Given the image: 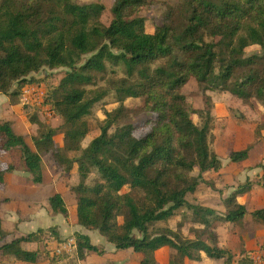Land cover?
<instances>
[{
    "label": "trees",
    "instance_id": "16d2710c",
    "mask_svg": "<svg viewBox=\"0 0 264 264\" xmlns=\"http://www.w3.org/2000/svg\"><path fill=\"white\" fill-rule=\"evenodd\" d=\"M150 5L148 0H112V18L104 25L100 18L105 6L99 2L0 0V94L15 104L14 97L31 74L42 69L67 70L49 102L50 112L62 121L63 145L54 141L55 128L33 116L29 120L38 132L30 145L9 122L0 123V153L18 150L23 172L34 184L42 183L43 156H50L65 176L76 165L77 181L70 191L76 200L77 224L97 231L116 250L139 255L140 264H157L155 254L164 247L173 250L180 263L184 259L198 262L204 253L216 260L228 256L225 264H231L229 253L215 246L216 213L186 199L203 182L202 174L217 172L221 162L209 148L211 108L200 113L201 126L194 124L195 111L182 90L195 80L205 84V90L228 92L244 102H264V50L245 56L251 46L264 48V0H181L178 7H168L153 33H147L139 14ZM107 64L121 68L123 76L106 80L104 89H86L96 85L94 79L107 71ZM109 92L119 106L106 114L100 134L83 146L89 132L87 117ZM131 98H144L143 109L153 117L142 137L135 136L134 125L124 123L128 112L123 103ZM248 152L249 148L232 151L229 160H246ZM14 170V164L0 169V184L4 174ZM93 173L97 178L88 186ZM251 186L246 182L236 194ZM126 187L129 191L122 193ZM234 197L227 199L230 209L224 218L232 223L246 214ZM48 205L53 213L67 216L60 194L50 197ZM180 210L190 211V221L202 226L194 239L156 226ZM252 215L264 218V210ZM42 233L39 229L4 243L0 219V256L36 263L42 246L26 251L21 244L40 242ZM206 235L212 246L202 240ZM75 239L78 259L89 252L102 253L87 236L76 233ZM260 250L264 254V244ZM249 263L248 254L235 262Z\"/></svg>",
    "mask_w": 264,
    "mask_h": 264
},
{
    "label": "crops",
    "instance_id": "0c3cea01",
    "mask_svg": "<svg viewBox=\"0 0 264 264\" xmlns=\"http://www.w3.org/2000/svg\"><path fill=\"white\" fill-rule=\"evenodd\" d=\"M214 104L218 100L213 99ZM226 110L223 112L221 109L212 108L211 117L212 124L215 127L217 118L221 116L224 118ZM229 115V114H228ZM25 115L23 114L22 107L10 102V99L6 95L0 94V123L9 122L13 131L21 135L27 141L24 134L16 131V125L18 121H23ZM234 133H229L227 130L220 135L223 146H229L234 144ZM248 142L252 141V136L247 137ZM60 144L59 146H62ZM241 151L240 149L228 150L227 154L222 155L220 159L221 168L217 171H208L202 174L203 182L214 179L215 189L211 190L210 186L206 187V200L204 201L202 195V187L205 183L201 182L196 191L192 194L196 198V202L193 205H200L202 207L213 210L218 216V220L214 222L212 231L215 236V246L219 250L227 251L231 258V264L244 257L246 254L249 257L263 254L260 250V246L264 244V218H254L252 213L264 210V161L253 159L252 151L248 152L246 160L241 162H231L229 160V154L232 151ZM261 152V151H260ZM50 162L51 172L54 174L57 169L51 160L50 156L47 159ZM261 163V164H260ZM76 167V165H75ZM42 168V183L34 184L31 177L26 175L25 172L12 171L5 173L3 176V182L0 184V219L2 222V229L5 233L4 243H8L16 238L26 237L31 233H36L39 229L43 231L40 235V242H27L22 243L21 248L26 251H36L41 246L46 248V236L50 232V228L55 231V241H61L68 237H75L76 233L85 235L90 239L92 245L96 246L102 251L101 254L89 252L85 258L80 260L75 253L60 261L58 264H107L108 261L104 260L105 249L101 246V241L95 230L85 229L77 224L76 217V200L71 193L70 188L76 184L77 181V167L70 171L72 180L64 182L61 186L58 185L57 179L51 178L46 175L44 169L43 160H41ZM61 172V171H60ZM59 172V174H60ZM62 173V172H61ZM61 176V175H60ZM53 177V176H52ZM56 177V174L55 176ZM252 183L251 188L244 192L236 194V191L242 187L246 182ZM261 181V182H260ZM261 183V184H259ZM206 185V184H205ZM55 194H60L63 198L65 206L67 208V216L61 214H55L51 211L48 205V199ZM65 195L72 201L73 205L70 208L67 204ZM230 195H234V203L239 206H243L246 210V214L239 222H228L224 218L228 212L227 199ZM60 215L62 219L58 224H53L52 218H57ZM49 218V224L40 226L38 223L42 219ZM201 228L202 226H197ZM54 233V232H53ZM194 239V235L189 237ZM202 240L208 245L212 246L211 239L208 235L203 236ZM160 250L170 252L171 249L164 247ZM159 250V251H160ZM130 251V250H128ZM127 252V251H126ZM158 252V251H157ZM156 252V253H157ZM156 255V254H155ZM73 256V257H72ZM140 257V256H139ZM227 257L223 259H210L204 253H201V260L198 262L189 261L184 259L181 264H225ZM102 258V260H101ZM41 259V258H40ZM42 260V259H41ZM38 260L36 263H26L14 259L11 256H0V264H47L48 261ZM157 263V261H156ZM50 264V263H48ZM140 264V259H139Z\"/></svg>",
    "mask_w": 264,
    "mask_h": 264
},
{
    "label": "rangeland",
    "instance_id": "374dc122",
    "mask_svg": "<svg viewBox=\"0 0 264 264\" xmlns=\"http://www.w3.org/2000/svg\"><path fill=\"white\" fill-rule=\"evenodd\" d=\"M76 4H88L91 2H99L105 6V12L101 16L100 20L104 25H108L111 20L110 7L112 4V0H72ZM151 2L150 7L142 10L139 16L145 19V31L147 33H153V28L156 25H161L163 17L167 12L168 7H178L181 3V0H148ZM206 41L209 42L211 39L206 38ZM214 41H217L214 40ZM264 48L260 46H251L246 49L245 56L249 57L253 54H260L263 52ZM85 59L86 57H82ZM66 69H56V70H48L42 69L37 73L31 74L27 78V83L23 85H32L42 91L40 95L39 105L36 104V108L31 106L23 105L20 102V92L21 89L17 92L16 97H14L13 101L15 105H20L22 107L23 114L25 115V119L23 121H18L16 125V131L24 134L26 136L27 141L30 143L31 137L36 135L38 132V126L36 124L30 123V117L38 116L41 121L46 126L55 128L57 133L54 137V141L56 144H63V133L61 129L62 121L57 116H54L51 113V116H47V112H50V98L53 93V90L57 87L60 82V79L64 77ZM122 69L118 67H113L110 64H107V71L103 75H97L96 79H94L95 86H87L86 89H94V88H106L108 84L106 80L115 79L118 77H122ZM16 84L14 83L13 89L16 90ZM207 87L205 84H198L195 80H190V82L183 88L182 93L185 95L187 99V105L190 107L192 111H195L191 116V120L194 124L201 126L204 123V118L200 117V113H203L205 110L209 108H217L221 109L223 112L226 110V114L224 118L219 116L217 118V123L212 124V130L209 136V148L212 152H214L218 158H221L222 155L227 154L228 150L240 149L244 150L249 148V151H252L253 159L260 160L263 163L264 161V102L252 99L248 102H244L242 100L237 99L232 96L228 92L221 91H209L205 90ZM14 90V91H15ZM19 93V94H18ZM213 99L218 100L216 104H214ZM145 104V99H126L123 105L128 112V117L124 121L125 124H132L135 126V136L142 137L146 135L150 130L149 122L153 119L149 113H147L143 108ZM119 106V103L116 101L115 94L113 92H109L101 101L94 104L91 114L87 117V122L89 125V132L82 142L83 146L89 143L93 138L97 137L100 134V128L103 122L106 120V114L116 110ZM229 114V115H228ZM149 121V122H148ZM123 122V120H122ZM227 130L229 133H234V144L229 146H223L220 135ZM249 137L252 136V141L248 142ZM239 151V150H238ZM261 151V152H260ZM77 154H70L72 157ZM48 156H43V165L46 170V175L51 178L57 179L58 185L61 186L66 181L70 183L72 180L70 174L65 176V174L61 173L57 170L56 177L54 172H51L50 162L47 160ZM260 163V164H261ZM9 164H14L15 171L23 172L22 162L20 161V155L18 150H11L9 152H1L0 153V169L5 168ZM75 165L73 166V173L75 169ZM60 172V174H59ZM198 173L197 170H194L192 173L193 176H196ZM28 176V174H26ZM61 175V176H60ZM53 176V177H52ZM97 178V174L93 173L89 176L87 180V185H91L93 180ZM202 195L204 201L206 200V187L210 186L211 190L215 189L214 179L210 181L203 182ZM129 189L126 187L122 190V193H127ZM67 204L70 208H72V201L68 199V196L65 195ZM187 201L191 204L196 202V198L192 195L187 196ZM53 224H58V222L62 219L60 215L57 218H52ZM191 213L188 210H180L176 213V216L173 217L166 223H158L157 227H168L179 231L183 236L189 238L193 235L198 234L197 226L193 224L191 221ZM51 220V219H50ZM49 218L42 219L38 223L40 226H45L49 224ZM118 223L122 222V213L118 215L117 218ZM101 241V246L105 249V257L104 260L108 261L107 264H139V255L133 253L131 250L119 251L114 248L113 245L107 243L105 239L97 232ZM42 262L48 261L50 264H57L60 261L69 258L62 257L59 260H52L45 247L42 246ZM100 249H102L100 247ZM127 251V252H126ZM73 257V256H72ZM75 259L74 258L71 260ZM155 259L157 264H181L180 261L176 258L175 252L173 250L164 251L160 250L156 253ZM102 260V258H101ZM39 261V262H40ZM53 261V262H52ZM103 261V260H102ZM47 263V264H48ZM104 264V263H103Z\"/></svg>",
    "mask_w": 264,
    "mask_h": 264
},
{
    "label": "built area",
    "instance_id": "2783aa9c",
    "mask_svg": "<svg viewBox=\"0 0 264 264\" xmlns=\"http://www.w3.org/2000/svg\"><path fill=\"white\" fill-rule=\"evenodd\" d=\"M42 91L39 88L32 85H26L22 87L19 98L23 105L36 108V104L39 105L40 95ZM47 116H51V112H47ZM46 251L53 258L68 257L76 253L77 242L75 237L71 236L61 241H55V238L51 233L46 236ZM250 258L249 264H264V254H258ZM58 264V263H57Z\"/></svg>",
    "mask_w": 264,
    "mask_h": 264
}]
</instances>
